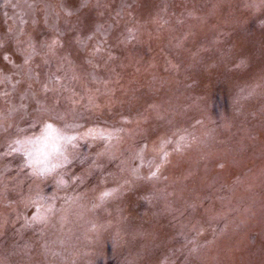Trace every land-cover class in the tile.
Here are the masks:
<instances>
[{
  "label": "rangeland",
  "instance_id": "rangeland-1",
  "mask_svg": "<svg viewBox=\"0 0 264 264\" xmlns=\"http://www.w3.org/2000/svg\"><path fill=\"white\" fill-rule=\"evenodd\" d=\"M0 264H264V0H0Z\"/></svg>",
  "mask_w": 264,
  "mask_h": 264
},
{
  "label": "snow or ice",
  "instance_id": "snow-or-ice-1",
  "mask_svg": "<svg viewBox=\"0 0 264 264\" xmlns=\"http://www.w3.org/2000/svg\"><path fill=\"white\" fill-rule=\"evenodd\" d=\"M27 62V61H26ZM105 130L100 128H88L80 134H69L67 131L57 129L52 123H45L41 135L36 138L16 139L9 148L14 153L22 155L26 161L25 166L32 169V174L38 177L52 176L60 187L66 186L65 179L59 175V168L69 162L68 148H75L78 140H105ZM155 175V173H153ZM109 195L108 193L104 194ZM39 193L33 200V204H39ZM38 211L33 217L34 221H42L46 218V212Z\"/></svg>",
  "mask_w": 264,
  "mask_h": 264
}]
</instances>
